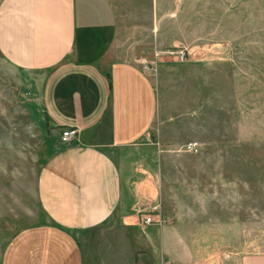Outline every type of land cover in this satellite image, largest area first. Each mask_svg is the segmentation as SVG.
Wrapping results in <instances>:
<instances>
[{
	"label": "crops",
	"instance_id": "crops-1",
	"mask_svg": "<svg viewBox=\"0 0 264 264\" xmlns=\"http://www.w3.org/2000/svg\"><path fill=\"white\" fill-rule=\"evenodd\" d=\"M162 1H0L1 55L45 72L50 126L78 131L70 145L59 137L39 169L45 222L16 234L1 264H85L83 237L101 229L108 244L90 264H199L160 210L164 154L152 141L166 140L161 65L171 42L160 37ZM151 211L162 225L142 224Z\"/></svg>",
	"mask_w": 264,
	"mask_h": 264
},
{
	"label": "rangeland",
	"instance_id": "rangeland-1",
	"mask_svg": "<svg viewBox=\"0 0 264 264\" xmlns=\"http://www.w3.org/2000/svg\"><path fill=\"white\" fill-rule=\"evenodd\" d=\"M162 2L160 210L196 263L264 264V0ZM44 76L0 53V264L16 234L45 222L35 182L61 132L43 112ZM105 232L83 237L85 264Z\"/></svg>",
	"mask_w": 264,
	"mask_h": 264
},
{
	"label": "built area",
	"instance_id": "built-area-1",
	"mask_svg": "<svg viewBox=\"0 0 264 264\" xmlns=\"http://www.w3.org/2000/svg\"><path fill=\"white\" fill-rule=\"evenodd\" d=\"M177 57V61L179 63H183L184 61H186V54L184 51L178 53L176 55ZM77 136H78V131L74 128H69L66 130L61 131L60 133V141H62V143L64 144H71L73 142L77 141ZM198 149V143L195 142H191V143H187L184 148L183 151L184 152H194ZM164 223V218L163 216L159 213V211L155 212V211H151L150 213L144 215V218L142 220V224H146V225H162ZM161 264H172L169 260H165L163 261Z\"/></svg>",
	"mask_w": 264,
	"mask_h": 264
}]
</instances>
